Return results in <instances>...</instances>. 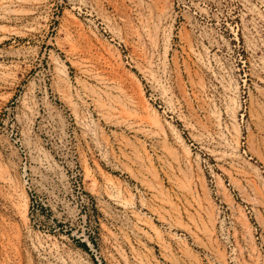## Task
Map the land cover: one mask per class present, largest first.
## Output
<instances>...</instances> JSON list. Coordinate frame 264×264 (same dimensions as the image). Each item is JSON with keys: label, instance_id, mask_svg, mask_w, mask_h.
Segmentation results:
<instances>
[{"label": "rangeland", "instance_id": "obj_1", "mask_svg": "<svg viewBox=\"0 0 264 264\" xmlns=\"http://www.w3.org/2000/svg\"><path fill=\"white\" fill-rule=\"evenodd\" d=\"M0 264H264V0H0Z\"/></svg>", "mask_w": 264, "mask_h": 264}]
</instances>
